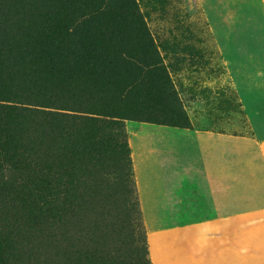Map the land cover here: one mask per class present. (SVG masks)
Instances as JSON below:
<instances>
[{
  "label": "rangeland",
  "instance_id": "obj_1",
  "mask_svg": "<svg viewBox=\"0 0 264 264\" xmlns=\"http://www.w3.org/2000/svg\"><path fill=\"white\" fill-rule=\"evenodd\" d=\"M133 1L139 24L127 20L121 30L125 49L135 47L139 83L120 97L91 94L109 111L92 116L118 125L129 179L114 183L116 173L107 174L126 170L114 153L101 171L108 182L100 185L87 178L85 159L64 164L81 172L74 181L13 168L15 158L28 169L89 150L64 126L86 124L53 115L64 111L53 107L40 108L44 116L0 112L14 141L12 149L0 147V258L8 264H264V0ZM1 11H11L7 0H0V17ZM117 108L123 114L112 117ZM5 175L17 176L16 183ZM24 177L99 193L80 190L66 202L71 216L51 217L36 209L45 200ZM63 197L52 204L60 206Z\"/></svg>",
  "mask_w": 264,
  "mask_h": 264
},
{
  "label": "trees",
  "instance_id": "obj_2",
  "mask_svg": "<svg viewBox=\"0 0 264 264\" xmlns=\"http://www.w3.org/2000/svg\"><path fill=\"white\" fill-rule=\"evenodd\" d=\"M7 1L11 11L4 14L1 11L0 17V112L11 118L29 114L47 115L40 109L42 107L64 110L52 114L86 124L64 126L75 129L72 132L74 138L78 137L82 143L90 145L89 150L86 147L79 150L80 154L70 151L69 155H55V158L46 161L48 165L45 167L33 165L26 169L27 164L18 158L11 166L29 170L30 173L63 175L74 181L76 176H82L81 172L76 174L72 164H64L70 158L77 162L85 159L91 166L87 178L96 185L108 182L103 175L110 173H116L114 183L127 181L129 162L125 145L117 132L118 125H110L113 122L92 116H109V111L108 107L93 100L91 94L120 97L131 94L139 83L140 72L133 65L137 60L135 47L130 51L125 49L128 37L121 30L127 25V20H135L139 24L134 1L34 0L31 4V1L25 0L24 11L20 9L22 0L17 5ZM30 9L38 16L34 17ZM110 25L118 31H113ZM60 30L66 33L61 36L58 33ZM87 97L92 101H87ZM110 114L113 117L123 113L117 108ZM8 129L9 125H0V137L3 138L0 147L10 146L12 149L14 141L8 136ZM112 153L124 162L125 171L101 172L109 160L107 156ZM95 154L104 157L98 158ZM8 176L5 175L7 182L16 183L17 176ZM22 179L31 183V191L37 198L42 196L45 200L44 206L36 205V209L45 210L51 217L66 213L71 216L73 210L66 206V202L73 200L80 190L89 195L99 193L80 186H65L64 189L59 182L52 180ZM39 189L41 191L37 194ZM6 194L14 193L6 191ZM59 194L64 196L60 206L52 204L51 200ZM9 261L7 256L0 258V264H8Z\"/></svg>",
  "mask_w": 264,
  "mask_h": 264
},
{
  "label": "bare ground",
  "instance_id": "obj_3",
  "mask_svg": "<svg viewBox=\"0 0 264 264\" xmlns=\"http://www.w3.org/2000/svg\"><path fill=\"white\" fill-rule=\"evenodd\" d=\"M48 242V241H47ZM29 244V243H28ZM28 247V246H27ZM38 255V254H37ZM42 255V254H41Z\"/></svg>",
  "mask_w": 264,
  "mask_h": 264
}]
</instances>
